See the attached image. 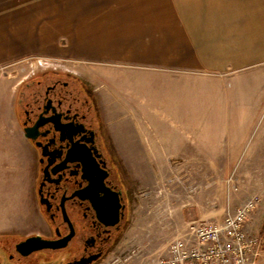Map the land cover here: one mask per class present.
Returning a JSON list of instances; mask_svg holds the SVG:
<instances>
[{"label":"rangeland","instance_id":"obj_1","mask_svg":"<svg viewBox=\"0 0 264 264\" xmlns=\"http://www.w3.org/2000/svg\"><path fill=\"white\" fill-rule=\"evenodd\" d=\"M159 1L0 0V237L6 236L13 242L45 230L33 200L31 156L20 137L12 110L19 84L38 72L71 74L93 89L111 138L117 141L122 139V146H125V140L132 139L136 134L165 136L167 133H183V129L173 130L163 125L144 130L129 126L138 123V128L144 118L151 122L159 117L152 115L147 108L158 103L165 110L162 113L171 116L184 114L188 105L194 102L210 107L216 105L217 109H209L206 117L211 122H222L216 127L207 128L239 139L244 155L257 143L258 137L264 135V89L244 88L236 91L230 76L221 84L215 100L211 91L203 92L196 87L184 90L182 83L187 77H168L165 71L162 76L153 78L149 75L141 77L139 73L130 75L131 72L125 76L127 71L156 69L186 72L185 67L195 65L186 60H193L194 57L207 58L205 64L212 65L213 62L208 60L211 56H201L195 52L197 49L191 40L185 43L186 51L178 50L175 44L172 50H177L176 57L180 60L169 61V55L165 54L166 46H154L153 53L147 51L144 44L149 46L148 43L152 44V41L143 36L133 57L137 59L130 60L124 58L125 54H130L129 45L123 46L125 52L121 53L122 45L118 46L120 41L116 36L106 34L105 30L89 31L90 26L98 23L97 17L91 14L98 15L99 12L113 14L116 19L134 15L135 24L141 26L140 19H137L141 16L140 9L145 8L144 4L155 6ZM131 8L135 10H129ZM81 23L89 29L83 28ZM160 36V44L164 42L166 45L168 38ZM149 54H156L154 62ZM260 98H263L262 103L259 102ZM213 101L216 103L211 104ZM114 146L118 149L116 141ZM116 153L126 172L133 201L128 225L119 244L114 248V253L100 264H109L113 258H118L121 263L124 258H129V264H154L164 256L170 242L183 236L184 231L179 225L185 224L186 228L188 223L198 221L193 213L194 210L196 213L197 207L212 204L213 208L215 202L218 205L222 198L225 200L231 184H238L240 190L244 191L251 179L245 171L238 175L234 169L227 174L213 172L218 170V167L215 168L218 159H204L207 172L199 173L190 166L191 162L199 163L202 159H140L124 157L119 151ZM247 161V157L240 158L237 169H243ZM253 198L258 199V203L249 214L245 227L260 239L262 251L264 195ZM183 214L186 217L187 214L191 215L192 219L182 221ZM224 216L217 219L200 218L221 221ZM258 261L264 263V258L260 256ZM0 264L12 263L0 253Z\"/></svg>","mask_w":264,"mask_h":264},{"label":"crops","instance_id":"obj_2","mask_svg":"<svg viewBox=\"0 0 264 264\" xmlns=\"http://www.w3.org/2000/svg\"><path fill=\"white\" fill-rule=\"evenodd\" d=\"M144 7L140 9L141 16L137 18L140 19L141 26L135 24L134 15L116 19L113 14L108 15L104 12H99L98 15L91 14L97 17L98 23L90 26V29L81 24L90 32L105 30L106 34L116 36L120 41L118 46L122 45L121 53L125 52L123 46L129 45L130 54H125V59H137L133 58L136 56L137 44L139 45L143 36H147L152 41V44L148 43L149 46L142 43L147 51L150 50L153 53L154 46H166L165 54L169 55L167 56L169 61L180 60L176 57L177 50H172L175 44L178 50L186 51L185 43L191 40V44L196 46L195 52L201 56L209 54L211 58L208 60L213 64H205L207 58L194 57L193 60L190 58L186 60L195 64L185 67L188 70L186 72L185 70L156 69L127 71L125 76L131 72L130 75L139 73L141 77L149 75L153 78L165 71L168 72V77H187L182 83L184 90L196 87L203 92L211 91L215 100H217L216 96L221 84H224L230 76L236 91L244 88L264 89V0H160L155 6L144 4ZM159 34L162 38H168L169 42L166 45L163 41L160 44ZM104 41L107 42V40ZM169 49L172 52L168 53ZM150 57V60L154 62L156 54ZM139 58H142L141 55ZM182 60L185 61V59ZM189 75L193 77H188ZM262 99H259L260 103L263 102ZM213 103L216 102H211ZM160 105L161 103L147 106L152 115H159V117H155L151 122L144 118L138 128V123L129 124V126L144 130L143 128L150 129V126L163 125L173 130L183 129V133L172 135L167 133L165 136L136 134L132 139L125 140V146L124 144L122 146L124 142L122 139L121 141L115 139L113 142H117V152L119 151L124 157L140 159H202L199 163L191 162L192 166H190L199 173L207 172L204 159H218V166L215 167H218V170L215 169L213 172L227 174L234 169L237 175L243 174L244 171L248 174L251 179L246 190L241 191L237 183H235L237 186L231 184L225 200L222 198L218 205L216 202L213 208L211 203L209 207L200 205L196 213L195 210L193 211L194 218L198 220H204L200 217L217 219L243 205L248 198L264 195V135L258 137L257 143L247 152V155H244L239 139L223 136L215 129L207 128V126L216 127L222 122L221 120L211 122L210 118L206 117L209 109H217L216 105L210 107L208 104L194 102L188 105L187 111H182L184 114L175 113L172 116L168 113L164 115L162 112L165 110ZM242 157H247V164L243 169H237L239 159ZM198 167L203 169L197 170ZM185 215L183 214L182 221L188 222L192 219L191 215L187 214V217ZM184 225L178 226L184 231L183 236L186 235Z\"/></svg>","mask_w":264,"mask_h":264},{"label":"flooded vegetation","instance_id":"obj_3","mask_svg":"<svg viewBox=\"0 0 264 264\" xmlns=\"http://www.w3.org/2000/svg\"><path fill=\"white\" fill-rule=\"evenodd\" d=\"M12 110L32 160L45 226L38 235L59 248L21 256L22 239H2L0 253L12 264L102 263L127 228L133 200L95 91L74 75L38 72L19 84ZM260 256L264 250L256 264Z\"/></svg>","mask_w":264,"mask_h":264},{"label":"built area","instance_id":"obj_4","mask_svg":"<svg viewBox=\"0 0 264 264\" xmlns=\"http://www.w3.org/2000/svg\"><path fill=\"white\" fill-rule=\"evenodd\" d=\"M258 199L228 211L221 221L198 220L187 224L186 235L174 239L154 264H256L261 241L246 229ZM117 258L109 264H129Z\"/></svg>","mask_w":264,"mask_h":264},{"label":"water","instance_id":"obj_5","mask_svg":"<svg viewBox=\"0 0 264 264\" xmlns=\"http://www.w3.org/2000/svg\"><path fill=\"white\" fill-rule=\"evenodd\" d=\"M15 245V251L21 256L30 255L33 252L44 250V249H56L59 246L55 245L54 242L48 241L40 237L38 234L26 236L21 238Z\"/></svg>","mask_w":264,"mask_h":264},{"label":"trees","instance_id":"obj_6","mask_svg":"<svg viewBox=\"0 0 264 264\" xmlns=\"http://www.w3.org/2000/svg\"><path fill=\"white\" fill-rule=\"evenodd\" d=\"M8 237H6V236H2V237H0V241L2 240V239H7Z\"/></svg>","mask_w":264,"mask_h":264}]
</instances>
